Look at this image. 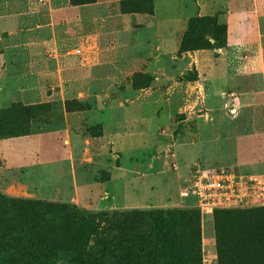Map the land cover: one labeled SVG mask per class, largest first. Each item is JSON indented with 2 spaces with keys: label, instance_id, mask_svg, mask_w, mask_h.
<instances>
[{
  "label": "crops",
  "instance_id": "crops-1",
  "mask_svg": "<svg viewBox=\"0 0 264 264\" xmlns=\"http://www.w3.org/2000/svg\"><path fill=\"white\" fill-rule=\"evenodd\" d=\"M151 1V25L127 28L124 24L127 17L110 12L108 4L72 6L69 0H0V46L5 44L0 47V63L5 62L3 55L11 47L8 41L18 38L25 41L21 48L34 64L31 73L20 78L19 90L23 99L35 93L33 97L41 100L23 104L49 102L41 97L46 87L58 89L63 106L67 101L92 103L89 111L64 112L66 138L58 141L59 145L67 143V149L76 152L87 144L88 152L92 148L109 149L116 157L125 158L132 156L126 151L127 138L143 131L145 121L164 113L173 126L177 114L188 113L197 105L199 111H204L199 118L216 121L213 128L221 137L215 136L214 140L226 141V136L232 142L235 137V142H243L251 156L264 160V0H163L160 7L165 21L170 23L162 30L154 0ZM175 12L178 19L172 17ZM205 17L215 18L226 26V47L179 54L188 21ZM243 53L252 55L242 56ZM47 54H53V61H44ZM1 68L7 69L8 65ZM139 72L151 78V83L147 88L135 90L132 77ZM188 74H192L191 79L186 78ZM28 87H33V91ZM227 97L234 107L231 116L216 110ZM147 107L151 112L144 111ZM94 127H100L101 136L91 135ZM172 131L173 127L166 153L172 150L173 157L178 159L179 150L185 146L181 144L183 138H175ZM44 132L40 127L36 135L0 141L1 159L4 161L7 156L14 160L6 145L19 140L24 142L28 158L38 157L46 148L42 140ZM242 133L252 135L240 138L238 135ZM200 142L207 144L201 136L197 144ZM257 159L238 160L234 164L245 170L257 165ZM229 163L233 164L232 160L211 165ZM46 164L37 161L22 168L28 173L31 168L32 173L39 174L37 179L41 182L40 173H44ZM122 169H114L111 180L105 184L74 186L72 195L97 188L107 199L110 196L107 186ZM193 171L188 173L190 178ZM5 175L12 176V171L0 167V176ZM73 180V175H69V182ZM121 207L124 208L112 204L103 209Z\"/></svg>",
  "mask_w": 264,
  "mask_h": 264
},
{
  "label": "rangeland",
  "instance_id": "rangeland-1",
  "mask_svg": "<svg viewBox=\"0 0 264 264\" xmlns=\"http://www.w3.org/2000/svg\"><path fill=\"white\" fill-rule=\"evenodd\" d=\"M97 1L100 4H108L111 9L110 12L127 17L124 19L126 20L124 24L127 28L134 25H140V27L151 25L152 14L122 13V10L131 11L140 8V5H125L121 7V1L128 0ZM162 1L154 0L160 30L170 23L165 21L166 17L163 8L160 7ZM143 6L145 7V5ZM172 17L178 19L179 14L175 12ZM142 19H145V21ZM176 23L179 24L178 21ZM24 43L25 41L22 39H10L8 45L11 47L2 58L5 62L0 63V111L9 110L15 105L32 107L29 112H22L19 109L15 111L13 109L11 116L16 120L20 117L23 119L29 116L28 119H31L29 124L30 134L36 135L37 129L43 127L45 132L42 135V140H45L44 145H46V148L44 153L38 154L37 152L38 157L32 155L28 158L22 140H19V142L12 141L7 144L6 147L13 155L14 160L6 156L3 161L1 159L2 152L0 151V167L11 170L12 176H0V193L14 199L72 204L89 212L113 211L103 209L104 206L112 204L119 207L124 206V208L117 209L118 211L170 208L198 210L201 220V264H218L212 221L213 212L211 214L202 213L195 207L197 199L192 192L191 178L188 173L196 167L199 171H211L221 168L234 169L241 175L264 174V160L260 161V157V160H258L257 155L251 156L250 150L244 149L246 146L243 142H235V137H233L232 142L226 136L224 137L229 142L214 140L215 136L217 138L221 137L215 134L213 128L216 121L214 122L212 118H199L198 116L203 114L204 111H199L200 107L197 105L193 106V109L189 110L188 113L177 114L174 118L173 126L166 120L164 113L159 117L150 118L149 122L145 121L142 125L143 131L135 136L128 137L126 140V151L132 153L129 158L116 157L117 155L112 154L109 149L92 148L88 152L87 144L82 145V148H79L76 152H74V149L68 150L67 143L63 144V142H60L59 145L58 142L66 138L64 112L70 113L72 110L89 111L92 108V103L78 104L67 101L63 106L58 96V89L46 87L42 90L41 97L49 102L33 105L23 104V101L25 103H36L41 100L40 97L38 98L39 100L33 97L35 93L29 94V97L25 99L20 95V78L28 76L31 73V66L34 65L33 63L31 64L30 57L21 48ZM2 46H5V44H1L0 47ZM52 55H45L44 61L46 63L53 61ZM251 55L250 53L242 54V56ZM5 64L8 65V68H1V65L5 66ZM255 73L258 74L256 71ZM136 75L139 76L136 81L137 86H146L150 78L140 72ZM188 75L186 78L191 79L192 74ZM28 88H31V91L34 89L33 87ZM228 99L229 97L223 100V104L217 107L216 110L224 111L231 116L233 115L234 107ZM148 109L149 107L144 111L151 112ZM172 127L173 136L175 138L177 136L182 137L181 144L185 146V148L179 150V160L173 157L172 150L166 153L169 147L168 136ZM94 131L95 127L91 129L92 136H95ZM85 135L83 133V136ZM251 135V133H242L238 136L245 138ZM200 136L206 139V145L202 144V142L199 145L197 144ZM209 139L210 141L208 142ZM63 146L67 150L63 149ZM261 153L262 151H260ZM251 158H256L258 164L252 167L248 166L245 170L234 164L235 161L246 162ZM1 160L3 163H1ZM220 160H232L233 164L211 165L215 162L218 163ZM37 161L47 163L43 167L45 169L44 173L42 171L40 173L41 182L37 179L39 174L32 173L31 168L29 173L22 168L28 163L33 164ZM260 162L262 163L260 164ZM176 166L178 169H176ZM119 167L123 169L117 172L114 180L107 186L110 190V196L107 199L100 195L97 188L93 192L82 190L78 196L72 195L71 189L74 186L89 187L90 185H101L109 182L113 175V170ZM175 170H178V172H173ZM71 174L74 180L69 182V175ZM62 181L65 182L62 183ZM184 193H187L188 197L182 198ZM257 207L262 208L264 206Z\"/></svg>",
  "mask_w": 264,
  "mask_h": 264
},
{
  "label": "trees",
  "instance_id": "trees-1",
  "mask_svg": "<svg viewBox=\"0 0 264 264\" xmlns=\"http://www.w3.org/2000/svg\"><path fill=\"white\" fill-rule=\"evenodd\" d=\"M72 6L97 0H69ZM131 11L152 14L151 0ZM145 5V7L143 6ZM226 26L215 18L188 21L179 54L226 47ZM138 75L133 76V88ZM0 111V140L30 134L28 117ZM26 116V115H25ZM95 135L101 136L100 127ZM218 264H264V207L215 209L212 214ZM199 211L181 209L89 212L72 204L9 198L0 193V264H201Z\"/></svg>",
  "mask_w": 264,
  "mask_h": 264
},
{
  "label": "built area",
  "instance_id": "built-area-1",
  "mask_svg": "<svg viewBox=\"0 0 264 264\" xmlns=\"http://www.w3.org/2000/svg\"><path fill=\"white\" fill-rule=\"evenodd\" d=\"M191 183L197 199L195 207L202 213L264 206V175H241L234 169L199 171L195 168ZM182 195L186 197L187 193Z\"/></svg>",
  "mask_w": 264,
  "mask_h": 264
}]
</instances>
